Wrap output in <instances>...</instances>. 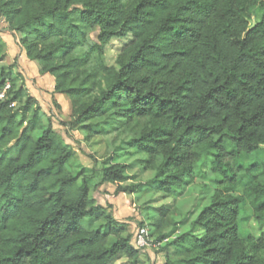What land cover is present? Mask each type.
<instances>
[{
	"label": "trees",
	"instance_id": "16d2710c",
	"mask_svg": "<svg viewBox=\"0 0 264 264\" xmlns=\"http://www.w3.org/2000/svg\"><path fill=\"white\" fill-rule=\"evenodd\" d=\"M0 18L54 76L86 140L108 127L131 134L126 153L156 173L148 190L173 198L209 164L215 194L192 222L202 234L176 236L166 264H264V232L240 216L246 203L264 223V162H240L264 147V0H0ZM114 38H130L119 68L105 60ZM121 155L106 161L102 182L127 192ZM74 158L22 77L1 71L0 264H144ZM173 213L162 206L150 225L158 242L169 239Z\"/></svg>",
	"mask_w": 264,
	"mask_h": 264
},
{
	"label": "rangeland",
	"instance_id": "374dc122",
	"mask_svg": "<svg viewBox=\"0 0 264 264\" xmlns=\"http://www.w3.org/2000/svg\"><path fill=\"white\" fill-rule=\"evenodd\" d=\"M254 19V18H253ZM95 34H92L94 37ZM0 36L5 44V55L0 57V72L12 71L24 80L28 93L35 97L42 108V118L46 125L52 123L62 142L75 151V158L71 161L75 173L82 169L87 174L94 175L95 186L91 187V196L100 205L107 208L119 222L126 223L127 236L141 251L144 264H166L167 254L172 250L170 243L176 236L188 230L201 235L202 231L194 227L192 222L201 211L210 204L215 194V177L210 171L209 164L197 168L196 179H189L183 188L177 190L175 197L165 198L160 193L148 190L154 184L155 171H141L144 156L126 153L127 143L131 134L121 133L108 127L103 135L86 140L81 129L72 126L71 102L64 95L54 92L55 78L50 74H41L36 63L27 55L25 35L9 30L4 18H0ZM130 38H114L106 47L105 60L109 66L120 67L123 46ZM60 104L61 108L57 105ZM41 132H38L40 135ZM122 154L119 161L129 166L128 179L123 186L129 188L127 192H118L111 183L102 182V168L106 161L111 162L114 155ZM244 167L264 162V147L250 154H243L240 159ZM133 188L134 190H130ZM166 206L174 213L172 224L165 232L169 233L168 240L158 242L157 234H150L149 245L140 246L135 240L139 230L150 225L159 214V209ZM252 208L248 204L240 206V216L249 217L247 222L252 233L259 237L264 232V223L257 222L252 217ZM84 225L90 230H106L104 220H84ZM142 226V227H141ZM152 231L150 230V233ZM114 240L113 237L110 239ZM174 257H170L173 259ZM114 264H129L124 256L118 257Z\"/></svg>",
	"mask_w": 264,
	"mask_h": 264
},
{
	"label": "built area",
	"instance_id": "2783aa9c",
	"mask_svg": "<svg viewBox=\"0 0 264 264\" xmlns=\"http://www.w3.org/2000/svg\"><path fill=\"white\" fill-rule=\"evenodd\" d=\"M149 234L150 228L148 226L142 227L136 236L135 242L140 246L149 245Z\"/></svg>",
	"mask_w": 264,
	"mask_h": 264
},
{
	"label": "crops",
	"instance_id": "0c3cea01",
	"mask_svg": "<svg viewBox=\"0 0 264 264\" xmlns=\"http://www.w3.org/2000/svg\"><path fill=\"white\" fill-rule=\"evenodd\" d=\"M61 95V94H60ZM62 96V95H61Z\"/></svg>",
	"mask_w": 264,
	"mask_h": 264
}]
</instances>
